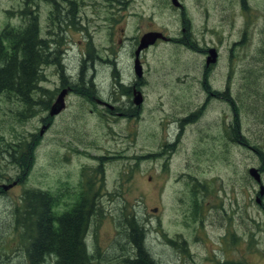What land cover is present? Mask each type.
<instances>
[{
    "label": "rangeland",
    "instance_id": "1",
    "mask_svg": "<svg viewBox=\"0 0 264 264\" xmlns=\"http://www.w3.org/2000/svg\"><path fill=\"white\" fill-rule=\"evenodd\" d=\"M251 1L263 11L261 0L259 4ZM185 2L186 23L191 24L198 45H224V53L220 51L224 58L215 71L225 77L226 89L230 84L226 90L230 101L224 107L226 121L224 116L215 118L214 110L204 111L199 120L183 126L184 133L178 138L180 121L197 109V104L191 103L199 98L190 95L189 107L184 101L187 91L175 87L172 78L182 72L202 71L204 59L201 53L188 51L189 45H159L141 55L145 96L139 111L136 105L131 107L135 112L127 108L119 111L121 116L115 111L88 119L82 111L78 125L86 152L65 165L54 157L49 162L44 151L37 154L31 178L34 187L47 183L55 190L58 183H76L81 174L87 181L92 180L91 172L98 174L100 187L94 191L97 226L92 230L95 236L88 238L89 249H85L88 264L134 261L137 248L124 221L128 211L146 225L145 245L156 264H264V210L255 202L259 184L248 172L264 161V16L256 27H248L251 14L246 19L238 6L231 8L232 0ZM20 5L21 0H0V22L2 11ZM104 11L102 17L104 13L107 16ZM115 14L120 21L113 30L114 53L121 52L122 57H114L120 76L113 83H119L127 94L123 82L134 79V57L128 52L131 42L119 44V40L139 37L152 29H166L180 37L182 17L162 6L160 0L157 6L154 0H134L124 16ZM97 24L95 40H109L106 25L103 21ZM75 38L80 40L81 36ZM233 43L236 47L231 55ZM101 58V85L108 90L105 86L111 80L107 71L112 65L108 66L109 57ZM101 92L106 96L108 91ZM124 100L129 102L127 97ZM231 102L238 110L236 115ZM99 112L105 113L104 109ZM235 116L241 144L228 138L232 137L229 129L225 140L216 139L224 125L229 128L234 123ZM86 139L96 140L92 148ZM4 208L0 203V264H27L29 225L26 219H5L8 211ZM78 251L82 253V249Z\"/></svg>",
    "mask_w": 264,
    "mask_h": 264
},
{
    "label": "flooded vegetation",
    "instance_id": "2",
    "mask_svg": "<svg viewBox=\"0 0 264 264\" xmlns=\"http://www.w3.org/2000/svg\"><path fill=\"white\" fill-rule=\"evenodd\" d=\"M133 1L21 0L19 8L13 6L2 11L4 19L0 22V203H4V209L8 211L5 219H9L10 216V219L27 218L30 225L36 223L35 229L37 227L35 219H46L51 228V237L57 242L54 247L47 249L50 255H60L58 242L65 238L67 220L73 219L80 221L77 240L82 236L85 249H89L88 238L95 236L92 230L97 226L94 219L97 212L94 191L98 190L100 184L97 172H91L89 176L92 180L87 181L81 174L76 183L68 185L58 183L55 190L47 183L42 187H34L31 178L37 154L44 151L49 162L54 157L58 160L57 163L65 165L67 160L71 163L72 158H78L86 152L87 150L82 148L84 140L81 137V125H78L81 122L82 111L84 118L87 119L97 113L103 117L107 112L113 114L115 111L121 116L119 111L136 105V110L139 111L145 96L144 71L140 64L144 52L159 45L175 44L189 45L188 51L195 50L203 55L202 71L182 72L172 78L175 87L187 91L188 98L184 101L189 107V102L192 101L189 99L190 95L191 98L193 94L199 98L197 103H191L197 104V109L186 114L188 116L180 121L181 130L178 138L183 135L184 127L199 120L204 111L214 110L215 118L224 116L226 121L224 107L225 103L230 101L229 92L226 91L230 84L226 89L225 77L223 75L219 77L220 73L215 71L224 58L220 57V51L221 54L222 51L224 53V45L215 43L204 48L198 45L196 38L193 37L191 24L186 23L185 0H160L162 6L181 14L180 37L168 34L166 29H152L139 37L119 40V44L131 42L128 52L134 57V79L126 83L122 81L127 88H123L127 90V94L120 89L119 83L118 86L113 83V80L120 76L114 64V57H122L121 52L114 53L113 30L120 21L115 12L124 16ZM143 1L145 2L140 0V3ZM154 1L157 6L159 0ZM256 1L259 4L258 0ZM260 4L261 7L264 6V0H261ZM235 6H238L246 19L251 14L250 20L247 21V25L250 22L248 27L252 24L256 27L258 20L261 21L260 18L264 16V9L259 11L256 5L253 7L251 0H232L231 8H236ZM253 8L258 11L254 12ZM103 10L110 14L104 11L107 16L104 13L102 17L100 14ZM222 10H225L224 6ZM148 19L154 23L152 16ZM99 21L106 25L109 40L103 42L95 40ZM120 30L123 31L124 28ZM246 32L245 30L244 39ZM149 33H162L164 39H157L154 45L137 54L141 38ZM76 36H81V39L76 40ZM235 45L236 43H233L230 48L231 55ZM212 50L215 57L213 55L210 57ZM101 57H109L108 66L115 67L112 70L111 66V71H107V78L111 80V83L105 86L110 88L108 90L101 85L98 66L99 61H104ZM137 65L141 67L140 75L137 72ZM175 80L177 84L174 83ZM113 87L118 93L112 89ZM102 90L108 91L106 96ZM114 95L118 101L114 99ZM125 97L129 102L124 100ZM137 99L141 102L137 103ZM118 102L122 104L116 107ZM230 105H233L236 115L238 110L234 102ZM101 109H104L105 113L99 112ZM133 110L131 108L129 112ZM233 121L229 128L224 125L223 130L218 132L215 138L225 140L226 130L229 129L232 137L227 135L228 138L241 144L239 120L235 116ZM234 125H237L238 129ZM86 140L90 148L96 141ZM256 168L262 179L264 161ZM258 195L255 202L258 207L264 209V196L259 203ZM71 215L74 216L67 219V216ZM228 232L234 234L232 231ZM78 246L77 243V249ZM217 264L225 263L218 261Z\"/></svg>",
    "mask_w": 264,
    "mask_h": 264
},
{
    "label": "trees",
    "instance_id": "3",
    "mask_svg": "<svg viewBox=\"0 0 264 264\" xmlns=\"http://www.w3.org/2000/svg\"><path fill=\"white\" fill-rule=\"evenodd\" d=\"M27 51L29 50L27 49ZM128 212L127 219H124V221L128 225V234L137 248L136 257L134 261L130 263L156 264L148 253V249L145 245L146 225H143L134 213ZM73 216H67V219ZM81 216H83V213ZM45 220L46 219H35V222L37 221V227L35 229L36 223L30 225L28 219H26L27 225H29V227H27L28 233L30 234V246L26 253L27 264H46V262H50L47 259L51 258V255L47 249L49 247H54L57 242L53 241L50 225ZM79 226L80 221H74V219L71 221L67 220L65 225V238L63 241L58 242L60 246V255L54 256V264H88L82 236L77 240ZM169 242L171 243L170 239ZM77 243L79 245L78 249H82V253H79Z\"/></svg>",
    "mask_w": 264,
    "mask_h": 264
},
{
    "label": "water",
    "instance_id": "4",
    "mask_svg": "<svg viewBox=\"0 0 264 264\" xmlns=\"http://www.w3.org/2000/svg\"><path fill=\"white\" fill-rule=\"evenodd\" d=\"M158 37H161V34L159 33H149V34H146L143 39L141 40V45L139 46V49L137 51V54L145 47L149 46L150 44H153L155 42V40L158 38ZM215 57V56H213ZM138 63V62H137ZM137 72L138 74L140 75L141 74V68L140 66L137 65ZM137 103H140L141 100L140 99H137L136 100ZM249 174L254 177L257 181H260V174L258 173V170L255 169V168H251L249 170ZM260 195H264V186H261L260 188ZM258 201L260 202V198H258Z\"/></svg>",
    "mask_w": 264,
    "mask_h": 264
},
{
    "label": "bare ground",
    "instance_id": "5",
    "mask_svg": "<svg viewBox=\"0 0 264 264\" xmlns=\"http://www.w3.org/2000/svg\"><path fill=\"white\" fill-rule=\"evenodd\" d=\"M52 53V52H51ZM57 53V52H56ZM91 54V53H90ZM60 56H62L61 54H60ZM59 57V56H58ZM88 66V65H87ZM89 67V66H88ZM90 69V68H89ZM101 73V72H100ZM96 77V76H95ZM29 87H30V85H29ZM29 217V216H28ZM27 219V218H26ZM86 237V236H85Z\"/></svg>",
    "mask_w": 264,
    "mask_h": 264
}]
</instances>
